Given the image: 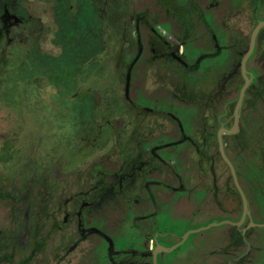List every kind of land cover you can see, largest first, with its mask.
I'll use <instances>...</instances> for the list:
<instances>
[{"label": "flooded vegetation", "instance_id": "flooded-vegetation-1", "mask_svg": "<svg viewBox=\"0 0 264 264\" xmlns=\"http://www.w3.org/2000/svg\"><path fill=\"white\" fill-rule=\"evenodd\" d=\"M135 1L139 6L130 21V25H134L131 32L134 44L125 42L118 48L119 55L133 60L120 93L123 92L128 104L131 70L144 58L147 66L153 68L149 85L154 84L151 87L160 90L159 95L167 104L166 110L144 106L142 117L134 112L133 117L128 116L125 120L123 107L126 105L118 101L119 110L113 118L120 124L128 121L130 133L120 136L117 141L123 152L112 164L102 168L100 163L110 157L109 154L103 152L100 155V151L89 161V152L91 147L100 145L104 148L106 145L101 143L99 124L106 120L102 115L105 108H108L106 112L110 110L109 106L99 89L90 94L85 88L75 87L74 79H84V72L73 74L65 67L57 69L54 76L60 81L63 71L69 77L68 86L47 89L52 95H43H49L50 99L47 101L42 96L36 105L40 106L44 122L49 114L44 105L56 108L53 113L57 115L52 133L47 135L46 144L51 145L42 153L43 161L31 159L29 165H24L19 184L0 181V193L5 192L0 195V203L6 200L21 202V209H24L20 223L15 227L17 232L8 235L0 225L2 252L10 242L19 244L22 253L16 248L14 253H1L0 264H90L89 258L98 243L104 248L95 264H256L255 253L261 248L253 235L254 228L264 227V223H256L243 182L245 179L251 184L257 182L252 177L250 161L248 163L254 152L262 155L260 160L264 163V0ZM18 2L0 0V63L12 45L21 42L23 37L27 39L31 33L37 35L41 51L58 53L60 48L56 38L52 44L47 36L48 32L55 34L54 25L46 26L42 16L33 14L30 1L21 2L27 14L24 15ZM27 16L37 19V30H30ZM44 37L46 41L42 39ZM217 60L222 63V68L215 67ZM93 61L103 63L98 57L82 59V62ZM147 75L146 72L141 76V86L145 88ZM45 77L42 75L41 79ZM243 89L237 117L236 108ZM24 93L28 104L32 101L31 93ZM175 102L196 115L199 137L192 139L185 133L180 118L173 111ZM61 106L64 107L63 119L68 117V111L86 118L80 124L79 135L69 132V136L60 137ZM77 107L80 111L76 113ZM93 112L101 115L92 120ZM73 122L72 128L76 129ZM174 124L182 135L175 141H168L167 137L173 133L177 136ZM221 131L224 153L234 166L247 209L221 152ZM187 142L193 147L190 153L198 176L195 182L198 183L189 187L182 181L176 160L157 151ZM86 155L88 157L83 160ZM242 160L245 161L244 169L238 167ZM114 163L118 167L114 168ZM30 165L38 168L37 174L28 167ZM155 173L162 179L153 178ZM174 178L178 185L169 181ZM201 184L206 199L232 215L233 221L194 225L185 222L181 212H171L168 203L173 194L193 192ZM3 185L15 188L19 195L14 197L9 190L3 191ZM104 189L116 191L118 196L125 197L127 204H133V219L128 227L118 229L120 245L93 216L96 212L104 213L114 198L108 196L104 203L105 196L100 193ZM132 189V193L125 194ZM179 199L178 203L185 205V200ZM192 212L196 213V208ZM225 223L232 226L223 240L225 243L220 244L218 237L207 243L202 237L193 238V235L199 236L211 227ZM31 241V250L24 253V245ZM206 246L210 249L204 253ZM42 251L50 252L51 256L42 259Z\"/></svg>", "mask_w": 264, "mask_h": 264}, {"label": "rangeland", "instance_id": "rangeland-1", "mask_svg": "<svg viewBox=\"0 0 264 264\" xmlns=\"http://www.w3.org/2000/svg\"><path fill=\"white\" fill-rule=\"evenodd\" d=\"M24 1H30L29 7L32 13L42 16L46 26L51 25L52 27L54 25L52 30L55 31V34L54 32L46 33L49 42L52 44V41L56 38L55 42L60 50L58 53L54 50L52 54L41 51L37 35L31 33L28 34L27 39L24 40L23 37L21 42L19 41L12 45L5 60L0 63V181L3 184H8L9 181L13 184L15 182L19 184L22 172H24V165H29L31 159H37L38 162L43 161L44 156L42 153L46 151L47 146L51 145L49 143L46 144L48 141L47 135L50 132L52 133V126L54 121H57V115L53 113L56 108L53 107L52 109L50 105L42 103L43 107L49 111V114L44 118L46 119L44 122L39 111L40 106L39 104L38 106L36 105L37 102L41 101L42 96L47 101L50 99L49 95H52V93L49 94L47 89L53 90L59 85L68 86L69 77L63 71L61 74L59 73L60 81L54 76L57 69H63L64 67L67 68V72L69 71L73 74L84 72V79L81 80L80 77L74 79L73 84L75 87L85 88L90 94L94 90L99 89L98 92L103 96V101L109 106L110 110L106 112L108 108H105L102 115L103 119L106 120L99 124L101 127V143L106 145L104 144V148L100 145L91 147L89 152V161L94 158L95 153L101 151V155L103 152H107L110 157L100 163V167L105 168V164H112L118 158L117 155L123 152V149L119 150L121 148L118 145L119 137L130 133L128 121L125 124H120V122H115L117 118H113L117 109L119 110L118 101L126 105L123 107L125 120H127L128 116L130 118L133 117L134 112L138 117H142L145 112L142 109L144 106L146 108L156 107L158 110H166L167 108V104L162 101L159 95L160 90L156 89L157 87L152 88L151 86L154 84L149 85V83H152L151 70L153 68L150 65L151 68L147 66L148 63L144 58L131 70L130 102L128 104L125 102L127 98L124 97L123 92L122 94L120 93L122 85L126 83L127 71L133 60L131 61V58L126 59L121 54L119 55L118 52L120 51H118V48H121L120 45L125 42L134 44L131 34L134 25L132 27L130 21L135 16L134 13L137 12L136 9L139 3L135 0H44V2L42 0H19L18 4L24 15L26 11L24 4H21ZM106 2H108L107 5ZM53 14L54 17L52 16ZM52 18L55 19V22ZM27 20L30 30L38 29L35 17L27 16ZM42 39L44 41L47 40L46 37ZM51 46L49 45L50 48ZM44 49L46 50V47ZM96 57L103 59V63L101 61L99 63H96V61L91 63L82 62L84 58L87 60L95 59ZM80 64L83 67H80ZM219 66L221 67L222 63L217 60L215 67L218 69ZM146 72L148 74L147 88L141 86V76ZM42 75H46L45 79H41ZM158 81L160 82L159 79ZM24 91L31 93L30 99L32 101H29L28 104ZM44 93L49 95H43ZM155 101L158 102L155 103ZM105 103L103 104L105 105ZM182 106L180 103H174L173 111L175 115L180 118L187 135L192 139L199 137V125L196 124V115L194 116L184 105ZM63 109L64 107L61 106L60 137L69 136L67 134L69 132L73 133V135L75 133L79 135L78 132L82 131L80 124L86 118L79 116V114L73 115L72 112L68 111V117L65 116L66 119H63ZM79 111L80 108L77 107L76 113ZM100 115L93 112L91 115L92 120H96ZM194 118L195 121H192ZM71 120L74 121L75 125L73 127H76V129L72 128ZM107 120L110 121V124L107 123ZM174 127V132H177V136L172 132L173 134L167 137L168 141H175L182 135L177 124H174ZM191 147L190 143L187 142L182 146L170 145L167 149H157L162 156L169 155L176 160L178 172L182 176V181L186 187L198 183H195L198 176L192 162ZM252 156V159H248V163L250 161V169L253 172L252 177L257 179V182L251 184L250 181L245 179L243 187L251 200V208L255 215L254 219L256 223L261 224L264 223V171L261 172L264 168V163L260 160L262 155L254 152ZM87 157L88 155L83 160ZM75 158L77 157L75 156ZM78 163L81 162L78 161ZM32 165L28 167L32 168L34 173L37 174L36 169L38 168ZM116 167H118V164L114 163V168ZM238 167L244 169L245 161H239ZM153 178L162 179L158 173H155ZM169 181L173 185L179 184L176 178ZM2 190H9L14 197L19 195L18 190L15 188L9 189L7 185H3ZM132 191L133 189L125 191V194L129 195ZM204 191V187L201 184L194 188L193 192L173 194L168 203L171 212H181L185 217V222H192L194 225H205L211 221L221 222L227 219L233 221L232 215L224 213L222 209L219 210L206 199ZM4 193L2 192L0 195ZM100 193L105 196L104 203L112 195L114 198H111L104 213L101 211L100 213L96 212L93 216L97 219V223H102L103 227L111 235H114L116 242L120 245L118 229L128 227L129 221L133 219V204H127L124 201L125 197L123 195L122 197L118 196V193L112 189H104ZM4 197L7 198V195H4ZM179 198L185 200V205L182 206V203H178ZM194 208H196V213L192 212ZM23 212L24 209H21V202L6 200L0 203V225L8 235L17 232L15 227L18 222L20 223ZM25 221H27V218ZM97 226L101 227L100 225ZM231 228L232 226L229 223L221 224L211 227L199 236L193 235V238L202 237V241L207 243L211 239L218 237L220 244H222L223 240H226V233ZM254 229L253 235L261 248L255 253L256 264H264V227H255ZM94 237H90L89 240ZM217 245L216 243L215 247ZM32 246V241L24 245V253L31 250ZM15 248L18 253H22V248L19 244L14 245L8 242L7 247H5L6 251L2 252V249H0V255L6 252L14 253ZM103 248L102 243L97 244L91 258H89L90 264H95L96 259L101 258ZM209 249L206 246L203 248V252L206 253ZM50 256V252L42 251V259Z\"/></svg>", "mask_w": 264, "mask_h": 264}, {"label": "water", "instance_id": "water-1", "mask_svg": "<svg viewBox=\"0 0 264 264\" xmlns=\"http://www.w3.org/2000/svg\"><path fill=\"white\" fill-rule=\"evenodd\" d=\"M263 24H264V23H263ZM258 28H259V27H258ZM258 28H257V29H258ZM243 94H244V89H243V91L241 92V99L239 100L238 105H237V108H236V114H237V117H238V113H239V110H240V107H241ZM222 134H223V131H221V134H220V138H221V140H220L221 152H222V154L224 155V158L226 159V161L228 162V164H229V166H230V168H231V170H232V173H233V175H234V178H235V180H236V174H235L234 166H233L232 163L228 160V158L225 156V153H224V145H223V142H222ZM236 182H237L236 184H237L238 188L240 189L241 195H242V197H243L244 200H245V208L247 209V202H246L245 195H244V193H243V191H242V189H241V187H240V185H239V183H238L237 180H236Z\"/></svg>", "mask_w": 264, "mask_h": 264}, {"label": "trees", "instance_id": "trees-1", "mask_svg": "<svg viewBox=\"0 0 264 264\" xmlns=\"http://www.w3.org/2000/svg\"><path fill=\"white\" fill-rule=\"evenodd\" d=\"M77 131H78V130H77ZM78 134H79V132H78ZM77 137H78V136H77ZM77 137H76V138H77Z\"/></svg>", "mask_w": 264, "mask_h": 264}]
</instances>
